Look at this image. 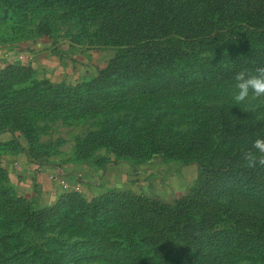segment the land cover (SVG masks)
Returning <instances> with one entry per match:
<instances>
[{"label": "rangeland", "instance_id": "1", "mask_svg": "<svg viewBox=\"0 0 264 264\" xmlns=\"http://www.w3.org/2000/svg\"><path fill=\"white\" fill-rule=\"evenodd\" d=\"M50 1L0 0V264H264V99L231 100L264 36L192 52Z\"/></svg>", "mask_w": 264, "mask_h": 264}, {"label": "trees", "instance_id": "2", "mask_svg": "<svg viewBox=\"0 0 264 264\" xmlns=\"http://www.w3.org/2000/svg\"><path fill=\"white\" fill-rule=\"evenodd\" d=\"M3 2L24 10L34 4L51 3L50 0ZM80 4L87 9H120L130 16L143 14L144 24L123 29H129L131 35L141 37L147 44L158 34L182 37L189 42L192 52L224 39L239 42L264 36V0H80Z\"/></svg>", "mask_w": 264, "mask_h": 264}, {"label": "clouds", "instance_id": "3", "mask_svg": "<svg viewBox=\"0 0 264 264\" xmlns=\"http://www.w3.org/2000/svg\"><path fill=\"white\" fill-rule=\"evenodd\" d=\"M251 99H264V67H258L254 73L247 70L238 72L234 77L231 100L236 105L249 102ZM264 154V138L252 141L251 148L244 154L250 165L256 162L257 155Z\"/></svg>", "mask_w": 264, "mask_h": 264}, {"label": "crops", "instance_id": "4", "mask_svg": "<svg viewBox=\"0 0 264 264\" xmlns=\"http://www.w3.org/2000/svg\"><path fill=\"white\" fill-rule=\"evenodd\" d=\"M65 175V174H64ZM69 177L70 176H61V177H59V181L61 180V181H64V182H67V183H69L70 182V179H69ZM59 181L57 182V184H59ZM79 182V181H78Z\"/></svg>", "mask_w": 264, "mask_h": 264}, {"label": "built area", "instance_id": "5", "mask_svg": "<svg viewBox=\"0 0 264 264\" xmlns=\"http://www.w3.org/2000/svg\"><path fill=\"white\" fill-rule=\"evenodd\" d=\"M52 177H53V178L56 177V178L59 180V177H61V176H59V175L56 174V175H53ZM60 183H62V184H67V185H68L67 182H64V181H61V180H60Z\"/></svg>", "mask_w": 264, "mask_h": 264}]
</instances>
